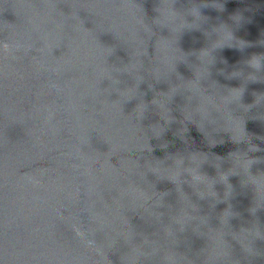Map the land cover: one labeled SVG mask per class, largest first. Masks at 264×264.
Here are the masks:
<instances>
[{
	"label": "water",
	"instance_id": "obj_1",
	"mask_svg": "<svg viewBox=\"0 0 264 264\" xmlns=\"http://www.w3.org/2000/svg\"><path fill=\"white\" fill-rule=\"evenodd\" d=\"M216 2L223 11L201 7L199 27L175 35L153 23L160 0L133 9L120 0H0V42L31 45L27 55L0 48V264H135L133 249L143 253L136 264H163L166 253L175 264H264V206L235 162L250 159L249 174L264 175V69L245 78L247 60L264 54V0ZM210 3L173 8L191 21L193 4ZM221 23L247 46L214 50L200 85L216 96L243 89L229 105L242 121L232 132L219 114L200 121L198 99L183 88ZM161 37L167 46L156 51ZM173 87L165 121L153 101ZM192 155L215 197L201 198L187 173L179 184L168 178L175 159L190 167ZM182 210L193 217L183 226ZM225 210L232 215L221 223Z\"/></svg>",
	"mask_w": 264,
	"mask_h": 264
},
{
	"label": "clouds",
	"instance_id": "obj_2",
	"mask_svg": "<svg viewBox=\"0 0 264 264\" xmlns=\"http://www.w3.org/2000/svg\"><path fill=\"white\" fill-rule=\"evenodd\" d=\"M174 3L175 0H160V6L157 9L159 15L154 19L153 23L161 27H167L169 31L172 34L175 33V35L179 34L182 30L186 28L191 29V28L199 27L196 25H199V22L202 19H204L200 13L201 7H212L219 11H223V4L216 2V0H212V3L210 4H203V5L193 4L188 9V13H187L188 16L192 18L191 21H189L188 19H186L184 15L174 10L173 8ZM120 7L123 9H133V8H137L138 5L135 3V0H120ZM231 20L233 21L234 24L239 26L243 21V17L239 13H237L231 17ZM140 24H141V31H143L146 35L153 34L151 27L149 28L148 25L144 23V21H141ZM212 31L215 33L216 39L212 42V44L209 47L200 50V52L198 53V59L200 61V65L199 67L196 68L195 79L186 82L183 88L187 90L189 93H191L192 97H196L198 99V104L194 109V113L199 116L200 121L216 123V118L214 117L213 113L219 114L220 118L223 119L224 124L229 125V127L226 130L232 132L230 125L234 123H240L242 126V121L233 115V113L229 109V105L236 104L239 102L243 89L242 88L229 89L226 94H221L219 96H216L214 93L206 94L205 90L200 85V81L208 76V71H209L208 66L213 63L212 53L214 50L221 49L225 46L228 47L235 46L242 50L247 46V44L243 40H238L239 41L238 44L233 43L234 41L237 40L234 37L232 29L226 24L221 23L220 25L214 27ZM161 46H167L166 38H164L163 41L160 42H158V40L156 41L155 50L158 51ZM0 48L9 49V50H13L14 48L15 51L18 52L22 51L25 55H27L31 51V45H26L20 42H17L13 46L8 41H3L0 42ZM246 63L248 67L252 69V71L249 72L245 77L246 80L256 81L258 79H261V77L258 76V73H260L261 70L264 69V54H260V55L254 54L247 60ZM140 67H141V63L139 64V66L134 68V71H137ZM232 75L240 76L242 75V73L233 72ZM105 79L110 80L112 84L118 83V81H116L115 79L113 80L108 77H106ZM141 79L142 77H140L139 75L136 76L137 82H139ZM50 87L59 91V88L55 84L50 85ZM176 91L177 88L173 87L169 91V93L165 94L163 99L153 101V103L158 105V107L161 109L162 116L165 119V121L168 120V116L166 114L167 109L165 107L167 102L165 101L170 99L171 95ZM144 110H145V105L143 103L137 106L135 110V118L137 120H139L143 116ZM186 119H189L188 115H186ZM242 133H244L243 127H242ZM241 139L243 138L234 139V140L239 141ZM251 150L255 151L256 149L253 147ZM190 160H191V166L184 167L183 158L175 159L174 167L169 168L171 169V171L167 175L168 178L174 181L175 183L179 184L181 174L187 173L191 177V183L193 184V186L197 187L198 195L201 198L205 196L215 197L216 193L212 190V185L214 181L207 178L206 176L201 175L198 171L199 165L201 163V161L199 163L197 162L198 156L192 155ZM235 162L237 168H239L247 177L246 182L254 185L257 194V206H264V203H262L264 199H261L259 195V193L264 192V175L252 176L249 174L248 171L249 167L253 163V161L250 159L241 157L239 160L235 159ZM235 171L236 169L234 168V169H230L228 173H222L219 176V180L226 184L227 176ZM228 189L230 192L231 190L230 185H228ZM229 192L225 193V197H227ZM252 211L254 212L255 208L252 209ZM230 215H232L231 211L225 210L223 216L221 217V223H226L227 218ZM192 218L193 217H191L187 211L182 210L180 215L176 217V223L183 226L187 221L191 220ZM203 222H204L203 219H201V223ZM166 235L167 236L172 235L170 229H166ZM155 251H157V249L153 248V252ZM133 252L136 254V258H135V264H136L137 257L139 255H143V253L139 249H133ZM162 262L163 264H175V259L173 254L172 253L164 254L162 258Z\"/></svg>",
	"mask_w": 264,
	"mask_h": 264
}]
</instances>
